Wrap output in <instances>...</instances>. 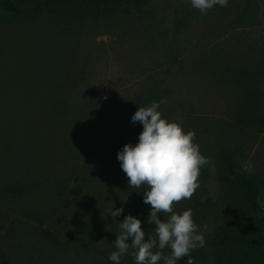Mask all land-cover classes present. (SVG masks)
<instances>
[{"label": "rangeland", "instance_id": "374dc122", "mask_svg": "<svg viewBox=\"0 0 264 264\" xmlns=\"http://www.w3.org/2000/svg\"><path fill=\"white\" fill-rule=\"evenodd\" d=\"M2 18L0 247L12 264H112L128 214L145 239L155 237L151 206L129 193L148 186H128L116 157L142 131L134 112L160 100L163 117L194 131L207 158L199 187L172 207L190 208L201 226L206 244L192 250L194 264H215L210 242L234 222L218 195V155L225 150L241 172L264 179V131L238 129L241 92L232 82L242 69L264 73V0H229L206 14L191 0H152L97 21ZM258 86L264 95V79ZM14 185L31 187L20 196ZM121 264L135 262L125 254Z\"/></svg>", "mask_w": 264, "mask_h": 264}, {"label": "clouds", "instance_id": "9594fccd", "mask_svg": "<svg viewBox=\"0 0 264 264\" xmlns=\"http://www.w3.org/2000/svg\"><path fill=\"white\" fill-rule=\"evenodd\" d=\"M228 2L191 0V6L206 14L214 6L226 7ZM162 103L163 100L153 101L149 106L138 107L131 121L140 122L142 131L137 141L124 144L116 157L128 186H148L143 192V202L151 206L147 222L155 225V237L145 239L141 220L125 215L117 224L116 239L111 244L115 250L108 255L112 264H121L125 254H130L135 264H160L161 261L178 264L181 257L187 258L186 264H194L192 250L206 244L192 210L177 213L172 206L181 199L191 198L199 187L198 176L207 158L194 142V131H185L181 123L163 117L159 110ZM123 212V207L113 208L110 216L117 217ZM161 213L169 215L163 219ZM165 248L170 249L169 255L163 254Z\"/></svg>", "mask_w": 264, "mask_h": 264}, {"label": "trees", "instance_id": "16d2710c", "mask_svg": "<svg viewBox=\"0 0 264 264\" xmlns=\"http://www.w3.org/2000/svg\"><path fill=\"white\" fill-rule=\"evenodd\" d=\"M152 0H0V22L3 14L17 21H36L46 14L72 21H97L110 12H141ZM264 79L261 71L240 70L232 82L241 92L237 127L241 131H264V95L259 84ZM103 123L96 122L95 136L101 141ZM219 199L226 205L232 225L221 226L210 242L215 264H264V179L241 172L233 156L222 150L216 163ZM31 187V186H29ZM28 186L14 185L13 191L24 195ZM130 191L133 200L143 199V192ZM42 234L52 237L47 229ZM0 264H12L7 250L0 247Z\"/></svg>", "mask_w": 264, "mask_h": 264}]
</instances>
